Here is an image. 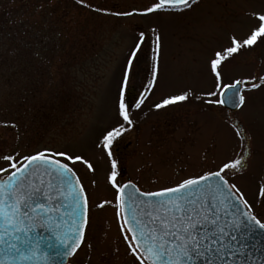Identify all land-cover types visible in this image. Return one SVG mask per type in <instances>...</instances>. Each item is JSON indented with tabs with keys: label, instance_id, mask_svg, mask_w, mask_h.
Wrapping results in <instances>:
<instances>
[{
	"label": "rangeland",
	"instance_id": "1",
	"mask_svg": "<svg viewBox=\"0 0 264 264\" xmlns=\"http://www.w3.org/2000/svg\"><path fill=\"white\" fill-rule=\"evenodd\" d=\"M86 2L107 11L90 10L76 0H0L2 6H32V15H21L20 20L51 26V33L56 31L61 39V46L47 56H37L32 66L25 65L24 59L19 62L20 86L15 98L5 87L7 74L0 70V156L51 149L82 154L93 163L94 172L82 164L74 165L89 195L90 224L85 242L70 261L136 264L122 238L115 207L96 205L105 200L115 202V190L107 180L111 169L101 144L102 134L124 123L117 114L120 84L141 32L145 42L133 61V76L125 95L133 123H125L128 131L112 147L119 161L118 179L132 180L144 191H156L189 176L215 171L243 154L247 165L242 174L227 179L237 184L264 221V197L259 195L264 185V86L248 90L245 84L247 104L234 112L208 104L217 97L206 95L219 91L208 68L209 57L214 50L230 46L231 36L242 40L258 26L253 13L264 12V0H199L182 13L137 12L130 16L111 13L143 10L153 0ZM47 7L50 16H43L41 12ZM154 28L162 38L160 75L156 87L147 92ZM41 76L45 78L38 83ZM222 76L225 84L264 76V40L242 48L227 60ZM28 84L34 88V98H29ZM185 90L191 93L187 101L154 107L162 98ZM142 95L147 99L136 108ZM233 124L247 133L243 141Z\"/></svg>",
	"mask_w": 264,
	"mask_h": 264
},
{
	"label": "snow or ice",
	"instance_id": "2",
	"mask_svg": "<svg viewBox=\"0 0 264 264\" xmlns=\"http://www.w3.org/2000/svg\"><path fill=\"white\" fill-rule=\"evenodd\" d=\"M198 2L153 0L143 10L111 14L182 13ZM76 3L96 12L107 11L93 7L86 0H76ZM253 15L259 24L246 38L240 40L231 36L230 46L214 50L209 57L208 68L219 91L206 93L217 97L208 100V104L241 109L247 104L242 86L247 84L248 90L264 86V76L223 83L224 63L242 48L264 40V12ZM152 32L155 48L147 92L156 87L160 75L162 38L155 28ZM144 42L145 33L141 32L129 54L120 84L117 114L124 123H117L102 134L101 144L111 169L107 180L115 190V202L101 201L96 207L106 204L115 207L122 238L136 264H229L230 260L232 264H241L250 254L249 241L258 230L264 231V221L237 184L227 179L229 175L242 174L247 165L243 154L222 163L215 171L189 176L155 192L141 191L133 181L118 179L119 161L112 147L128 131L125 123H133L125 95L133 76V61ZM190 94L185 90L166 96L154 107L161 109L187 101ZM146 99L147 96L142 95L135 107L140 108ZM232 127L243 141L247 135L245 130L237 124ZM248 151L250 155V149ZM0 161L5 165L0 167V264H64L85 242L90 224L89 195L74 165L82 164L94 172L93 163L82 154L51 149L23 156L4 154ZM259 195L264 197V185L260 186Z\"/></svg>",
	"mask_w": 264,
	"mask_h": 264
},
{
	"label": "trees",
	"instance_id": "3",
	"mask_svg": "<svg viewBox=\"0 0 264 264\" xmlns=\"http://www.w3.org/2000/svg\"><path fill=\"white\" fill-rule=\"evenodd\" d=\"M31 8L32 6L26 4L16 7L0 5V65L4 67H0V70L7 74L5 87L10 95L13 94L11 98L16 97L15 94L20 86L17 72L19 62L24 59L27 60L25 65L29 63V66H32L37 56H47L46 54L52 49H57L58 45H62L57 32L51 33V26L39 25L37 22L25 19L20 20L19 16L21 15H32ZM48 9L47 7L41 12L43 16H50L51 12ZM44 78L41 76L38 83H41ZM27 87H30L27 90L29 98H34L36 96L34 88L31 87V84H28Z\"/></svg>",
	"mask_w": 264,
	"mask_h": 264
},
{
	"label": "water",
	"instance_id": "4",
	"mask_svg": "<svg viewBox=\"0 0 264 264\" xmlns=\"http://www.w3.org/2000/svg\"><path fill=\"white\" fill-rule=\"evenodd\" d=\"M224 107L229 111L238 110L228 105H224ZM249 243L250 245H252L250 249V254L247 257H245L244 260L241 261V264H245V261L246 264H264V231L258 230L255 236L249 241ZM70 257L67 258L64 264H71L69 263ZM229 264H232L231 260L229 261Z\"/></svg>",
	"mask_w": 264,
	"mask_h": 264
},
{
	"label": "flooded vegetation",
	"instance_id": "5",
	"mask_svg": "<svg viewBox=\"0 0 264 264\" xmlns=\"http://www.w3.org/2000/svg\"><path fill=\"white\" fill-rule=\"evenodd\" d=\"M86 232H87V231H86ZM78 250H79V249H78ZM78 250H77L76 253L73 255V257L77 254ZM73 257H72V258H73ZM72 258H71V259H72ZM73 264H75V263H73Z\"/></svg>",
	"mask_w": 264,
	"mask_h": 264
}]
</instances>
